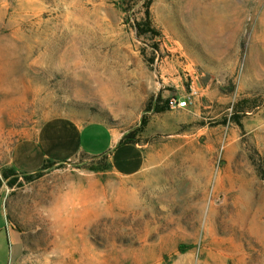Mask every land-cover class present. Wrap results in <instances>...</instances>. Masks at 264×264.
<instances>
[{"label": "rangeland", "instance_id": "rangeland-1", "mask_svg": "<svg viewBox=\"0 0 264 264\" xmlns=\"http://www.w3.org/2000/svg\"><path fill=\"white\" fill-rule=\"evenodd\" d=\"M147 11L159 36L137 35ZM59 117L134 134L145 169L81 157L6 179L15 145ZM7 223L8 264H49L64 226L67 264H264V0H0L6 243Z\"/></svg>", "mask_w": 264, "mask_h": 264}, {"label": "crops", "instance_id": "crops-1", "mask_svg": "<svg viewBox=\"0 0 264 264\" xmlns=\"http://www.w3.org/2000/svg\"><path fill=\"white\" fill-rule=\"evenodd\" d=\"M96 126L106 129L108 143L102 154L109 155L112 170L116 174L132 177L145 169L147 158L143 148L137 143L121 145L124 135L118 129L101 121L80 124L64 117L47 121L34 136L18 142L12 152L11 166L18 173L34 174L47 161L65 164L81 157H98L102 154H97L95 144L89 141L93 138L83 139L84 133ZM4 215L7 222L5 208ZM5 230L8 243L0 235V264H8L13 243L8 223Z\"/></svg>", "mask_w": 264, "mask_h": 264}, {"label": "trees", "instance_id": "trees-1", "mask_svg": "<svg viewBox=\"0 0 264 264\" xmlns=\"http://www.w3.org/2000/svg\"><path fill=\"white\" fill-rule=\"evenodd\" d=\"M134 27L136 29L137 35L139 37L145 35V34H149L151 33L153 36H159V32L153 27V22H152V18L151 15L149 13V11L146 12L145 18L143 20V22H135ZM148 111L159 114L162 112H166L167 110L170 109L169 106V101H166L165 105L161 106L159 105V103L157 102H150L148 105ZM121 145L123 144H136L135 138H134V134L129 133V134H125L120 142ZM91 160H95V159H100L102 160V164L104 165H100V167H92L91 170L92 171H105V170H109L112 169V166L110 164L109 161V155L107 153H104L98 157H92L90 158ZM57 163H53L51 161H47L46 163H44V165L41 167V169H39L36 173L34 174H30V173H18L16 172L14 169H10L8 172H4V177L6 179H9L11 177V175H9V172L11 174H15V175H21L23 176V178H25V180L30 181L33 179V176L36 174H41L43 171H47L50 170L54 165H56ZM62 165V164H59Z\"/></svg>", "mask_w": 264, "mask_h": 264}, {"label": "bare ground", "instance_id": "bare-ground-1", "mask_svg": "<svg viewBox=\"0 0 264 264\" xmlns=\"http://www.w3.org/2000/svg\"><path fill=\"white\" fill-rule=\"evenodd\" d=\"M70 205V204H69ZM64 208H67L65 206H61L60 208V212H57L58 215L60 214V219H63L62 216H64L63 214L61 215V212L64 211L65 213L67 212V209L64 210ZM65 217V216H64ZM56 223V222H55ZM59 224V226L61 225V223H57ZM54 231H52L53 233ZM70 230L66 229V226H64L63 228L60 227L58 228L57 234L59 235L57 237H55L56 235L53 233L52 236H54L55 238L53 240H50V235H46V241H47V246H46V253L50 251V253H54L53 256H51V258H49V264H67L68 260H73L74 255L76 254V250L72 248H67V244H66V238L65 235H71ZM68 238V237H67ZM71 247V246H70Z\"/></svg>", "mask_w": 264, "mask_h": 264}, {"label": "built area", "instance_id": "built-area-1", "mask_svg": "<svg viewBox=\"0 0 264 264\" xmlns=\"http://www.w3.org/2000/svg\"><path fill=\"white\" fill-rule=\"evenodd\" d=\"M195 93H191V96H188L184 100L178 99V98H173L169 101V106L171 108H179V109H184L187 108L190 102L191 97H193Z\"/></svg>", "mask_w": 264, "mask_h": 264}]
</instances>
